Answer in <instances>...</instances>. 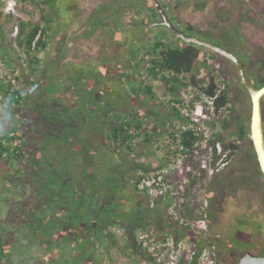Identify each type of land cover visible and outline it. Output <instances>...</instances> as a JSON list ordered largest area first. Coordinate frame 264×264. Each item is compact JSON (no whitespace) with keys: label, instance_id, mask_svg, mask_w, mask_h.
Returning a JSON list of instances; mask_svg holds the SVG:
<instances>
[{"label":"rangeland","instance_id":"1","mask_svg":"<svg viewBox=\"0 0 264 264\" xmlns=\"http://www.w3.org/2000/svg\"><path fill=\"white\" fill-rule=\"evenodd\" d=\"M165 2L168 5L167 15L169 19L179 30L184 32V27L190 25L194 32L199 33H193L192 36L221 47L226 44L242 62L245 61L247 75L252 85L264 79V71L263 73L260 72V68H264V0H166ZM5 5L6 0L3 1V7ZM122 5L125 13L121 12L115 15L113 10ZM139 6L144 8L140 16L137 15ZM101 7L107 8L106 11L98 12ZM221 8H224L226 15L222 14ZM47 9L53 13L51 18L54 26H52L49 39L51 60H48L52 63L45 60L46 53L39 52L38 57L45 61L38 69L40 70L38 74L40 79H35L30 69L25 70L22 77L24 95L30 94L29 90L32 85L30 83L34 81L36 88L33 87V89L42 92V97L46 98L45 107L56 102L61 107L73 109V112H88L91 104L94 106L97 103L96 100H99L105 103L99 104V109L106 110L111 114L119 112L120 107H122L121 96L123 94L136 92L137 86L142 89L145 86L150 87L152 94L145 95L146 99H144V101H148L145 103V108H150V112H146V117L152 116L156 112L157 117L165 123V126L168 125V130L171 133L173 128L186 122L185 117L187 116L194 125L187 124L199 128L203 135V139L195 144L193 154L190 156L182 155L177 145H167L164 142L166 136L162 137L163 147L159 156L171 157V159H164L165 163L164 161L163 163L172 165L178 162V166L184 170L182 176L178 175L179 177L176 178L179 194L175 203L177 207L179 205L178 209L186 208L199 218L208 210V196H214L215 203L212 208L213 217L210 227L205 233L197 234L205 237V239L207 237L212 239L213 246H206L205 248L210 252L214 251L218 256L217 259L227 260L229 264L234 261L237 264L239 257L246 251L264 255L262 254L264 253V178L258 177L257 172H254L255 159L252 161L253 166L247 163L246 146L237 142L236 137H233L236 131L234 119L240 116L245 121H249L251 113L250 98L240 83L235 65L225 58H211L210 54L205 51L201 52L203 57L195 61L193 73L199 85H205L211 76L215 77V82L220 89H225V85H227L232 111L223 108L219 113L213 114L205 98L198 94V87L187 88L184 86L185 80L180 83L179 91L173 93L163 82L144 78L145 72L143 73L141 69H138V74L135 72L130 82H128V78L121 77L119 80L114 78L121 72L113 66L116 64L118 56L121 55L123 59H126L124 63H127L132 70L136 69L135 63L138 62L140 56V54L134 56L137 47H142L143 59L149 60L150 56H146L144 49L147 42L152 43L154 37L159 34H163V39L167 42L182 46L165 27L149 20L150 14L145 0H50ZM27 10L31 19L35 20L37 14L33 16L32 14L36 13V9L30 7ZM25 11L26 9L21 10L20 6L17 5L13 14H5L6 16L11 15L10 19L0 21V50L4 53L7 49L5 46L9 43L12 44L10 45L12 51L14 48L16 50L13 31L20 21H28ZM97 13H102V15L96 16ZM112 17L117 18V24L121 28L114 25L113 20H111ZM141 18H144L146 24L150 25L151 28L143 29L141 31L144 34L143 39L139 41V44H133L130 47V39L135 33L132 31L133 28L129 26L136 25ZM99 19L101 20L100 23H103L102 25L98 24ZM139 29L142 28L139 27ZM3 30H6L7 33ZM226 37L227 39H225ZM129 50H131L132 57L128 59L127 52ZM57 55L60 56L57 57ZM55 59L53 66L51 64L54 63ZM130 73L131 70H126L125 76L127 77ZM152 95L155 98H152ZM176 96L185 104L182 108V115L184 116L182 120L176 119L174 113L169 112V108L164 104L166 101H174ZM152 99H155V102H151ZM192 99L194 100L191 101ZM156 101L163 105L161 112L154 109L153 104ZM130 103H134V101L131 100ZM261 104L264 131V98ZM199 105L202 113H206V118L198 116L197 107ZM132 106L138 108L136 104H132ZM6 107V103L1 101L0 112ZM47 109L49 110V108ZM73 112L65 113L70 118L69 123L75 122L72 119L71 113ZM227 119L228 122H225ZM149 121L151 124L154 123L152 118ZM213 122L216 125L213 126ZM98 127L103 128L99 124ZM214 135H218L223 140L222 143L215 145V154L211 145L208 144ZM77 138L78 135L75 131L70 143L72 151L78 149L80 138ZM229 143H235L239 148L234 154H230L228 163L224 165L223 161L230 152L229 150L224 151L223 145ZM91 146L93 144H88L85 149L90 150ZM104 149L102 148L101 151ZM169 149L171 153L166 152ZM136 152L137 159H141L142 162L143 159H151L150 161L153 162L157 153L154 144L148 147H139ZM52 154L53 149L50 148L48 158H51ZM66 155H71V159H74V154L68 153ZM62 158H65L64 155ZM116 158L114 157V159ZM103 159H110V157L103 156ZM214 159L217 160L214 161ZM143 166L146 168L147 164ZM151 166L155 165L152 164ZM71 167L74 165L71 164ZM82 167L85 172L87 167L83 164ZM187 167H190V171L187 170ZM154 169L152 167L146 173ZM71 172L74 174L72 170ZM242 174L248 177L250 175L253 178L248 189L235 187L242 180ZM214 176L219 181L216 180V186L212 188V193L209 194L211 178ZM184 178L190 181V185L182 184ZM123 193L126 195L124 202H129L131 200L130 192L124 190ZM154 209L160 210L161 215L166 220L165 225L168 227H164L161 232L156 228H150L153 235H171L178 239L187 238L190 241L192 238L191 231H188L190 229L182 231L176 225L169 226L170 221L166 216L165 206L161 208L158 205ZM56 237V248L59 253L54 256L55 261L62 255L59 264H87L86 253L88 250L83 249V254L80 257L71 256L72 249L76 248L77 242L74 244L66 241L64 245L61 243L60 237ZM42 238L45 239L43 235L39 234L37 237L33 236V242L24 241L22 249L19 250L18 247L16 249L22 252L25 248L31 258H36L37 256L33 255L36 254V251L41 252L38 248L42 247V243L39 242ZM38 239L39 241H37ZM50 246H54V243H48L47 248H45V260L49 263L52 261L53 254ZM125 251L127 253L124 256L126 258L125 263L136 264L134 262L137 257L133 250L126 247ZM18 260L19 257L15 264H24V262L31 264V261H26V259H21L17 263ZM116 261L121 264L119 259ZM150 262L145 257L143 264H150Z\"/></svg>","mask_w":264,"mask_h":264},{"label":"flooded vegetation","instance_id":"2","mask_svg":"<svg viewBox=\"0 0 264 264\" xmlns=\"http://www.w3.org/2000/svg\"><path fill=\"white\" fill-rule=\"evenodd\" d=\"M160 21L157 23L160 24ZM127 56L128 59L132 57L131 50ZM125 60L120 55L116 64H112L121 71L114 78H128L130 82L139 70H132L124 63ZM138 68L144 73L147 64ZM126 70H131L127 77ZM137 88L136 92L123 94L122 107L119 112L111 114L99 109V104H105L99 100L90 109L91 113L87 114L73 112V109L60 105V109L45 107L46 98L37 91L30 97L24 95L19 105L1 110L0 148L7 149V152H0V236L5 252L2 264H15L18 257L17 263L26 259L31 264H59L63 256L54 260V256L59 253L56 236L60 237L63 244L68 238L74 244L77 242L71 256L80 257L83 249L88 250L87 264H118L117 259L121 264H127L124 257L127 255L126 247L136 255L134 263L143 264L146 253L138 247L136 235L142 230L153 233L150 228L161 232L168 225H165L166 220L161 213H156V209L148 205L145 195L134 186L140 174H146L150 168L159 170L168 166L164 164V159L171 157L159 156L163 147L162 137L166 136L164 142L167 145L173 144L171 134L175 128L170 133L168 125L165 126L156 112L146 117V112H150V108H145L148 101H144L145 95ZM130 99L134 103H130ZM52 104L58 106L56 102ZM132 104L138 105L140 110ZM164 104L167 106V101ZM153 105L155 110L161 112L162 104L156 101ZM66 112H73L71 114L75 122H68L70 118ZM150 118L154 123H150ZM137 119L141 124H131L129 130L127 123ZM98 124L103 128L100 129ZM80 128H83V132L79 131ZM115 130L122 133L120 140H114ZM75 131L80 140L78 149L72 151L70 143ZM7 132H10L9 138H6ZM146 133L155 141L153 144L157 153L153 162L151 159H143V162L137 159L138 148L152 144L145 143ZM88 144H93L90 150L85 149ZM50 148L53 154L48 158ZM102 148H105L104 151H101ZM166 152L171 153V150ZM68 153L74 154V159H71V155L67 156ZM63 155L65 158H62ZM103 156H109L110 159H103ZM151 163L155 166H151ZM82 164L87 167L85 172ZM144 164H147L146 168ZM124 190L130 192L129 202H124ZM72 202L83 213H77L76 224L71 225L68 224L71 221H68L73 215L67 209ZM38 234L45 239L37 240L42 243V247L38 248L41 252L36 251L33 255L36 258H31L25 248L19 251L24 241L33 242V236L37 237ZM48 243H54V246H50L53 250L50 263L45 260Z\"/></svg>","mask_w":264,"mask_h":264},{"label":"trees","instance_id":"3","mask_svg":"<svg viewBox=\"0 0 264 264\" xmlns=\"http://www.w3.org/2000/svg\"><path fill=\"white\" fill-rule=\"evenodd\" d=\"M49 1L50 0H16V4L20 6L21 10L26 9L25 11L26 16H30L29 11L27 9L30 7H34V9L37 10V14H39V17L37 18V20H31V18H29L30 20L28 21H20L18 23L17 34L13 40L15 42L14 47H16V50L14 48V50L12 51V48L10 47V45H12L11 43L5 46L7 47V49H5L6 51L5 53L4 51L0 50V55H1L0 58L3 63L2 72H6V75H1L0 73V102L4 101L7 106L6 108H8V106L10 105L11 106L19 105L20 102L23 100V97H22L23 92L21 91V88L13 90V91L10 90L12 85H11L9 76L11 77L13 76V78H15L16 81H21V83L23 84L22 77H23V72L25 70L30 69L33 75L39 71L38 69H39L41 60L38 57V54L40 51H44L47 46V43L49 40V33L51 30V24H52L51 16L53 15V13H51V11H49L47 7H45L48 5ZM145 1L147 2L148 13L150 14L149 20L152 23L157 24V22L161 20L159 14L154 9L150 0H145ZM165 1L166 0H159L163 8L165 9L166 13H168V5H166ZM106 9L107 8L105 7H101L98 9V12H104L106 11ZM143 9L144 8H141V6L137 8L138 16L142 14ZM221 9H222V14L226 15L224 8H221ZM113 12L115 15L121 12L125 13L123 5L120 8L114 9ZM10 17L11 15H9V18ZM111 20H113L114 25L116 27L121 28L117 24L116 17L115 18L112 17ZM98 24H100L99 20H98ZM129 27L133 28L134 29L133 33H135L133 34V38L130 39V43H131L130 47L133 44H139V41L143 39L144 34L143 32H141L143 31V29L151 28L150 25L146 24V21L144 18L139 19L136 25L129 26ZM139 27H141L142 29H139ZM184 30H185L184 33H190L188 34L190 36H192L193 33H196L194 32L193 28L190 25H187L186 27H184ZM38 34H39V38L35 42L34 46H32V43ZM196 34H199V33H196ZM225 39H227V37ZM176 40L180 42L182 46L173 45L170 42H167L165 39H163V34H159L155 36L153 42L152 43L147 42V46L144 49L146 51V56L147 55L150 56L149 60H146V61L143 59V55L141 54L142 47H137L138 49L136 48L137 50L134 55L136 57L137 56L136 54L138 55L140 54L139 60L136 63L137 71L139 69L138 68L139 66L147 64V68L145 69L146 78L151 79V80H160L173 93L179 91L180 83L183 80H185L184 86H186L187 88L188 87L190 88L198 87L199 89L198 94H200V97H204L205 100L210 103L208 107L212 110L213 114L219 113L223 108H228V110L232 111V108L230 107L231 101L228 99L227 85H225V89L224 88L221 89V91H219L218 95L216 96L217 88L219 85H217V83L215 82V77L211 76L208 79L207 83L201 86L198 84V81L193 73L195 61L203 57L201 54L202 51L209 53L211 58L212 57L223 58V57L208 49L198 47L193 44L184 43L179 39H176ZM222 47L232 51V49H230L226 44H223ZM17 50H19L20 53H23V55L26 56V58L22 59ZM242 63L246 70L247 66L245 64V61ZM263 71H264V68L261 67L260 72L263 73ZM246 73H247V70H246ZM253 86L256 89H259L260 87L264 86V79L259 80ZM141 89L142 88L139 87L137 88V91ZM141 91L143 95L152 94L151 88L148 86H145ZM152 98H153V95H152ZM193 100L194 99H192L191 101ZM167 103H168L167 106L169 110L174 113L175 118L178 120H182L184 118V116L182 115L183 114L182 108L185 106L183 100L179 99V97L176 96L174 101L173 100L167 101ZM185 120L186 122L181 123L182 127L178 126L177 128L174 129V132L171 134V137L173 139V144L177 145L180 153L184 156H190L193 154V149L195 147V144H197L203 139V135H202V132L199 130V128H195L192 126L189 128L186 127V125H188L187 123H191L192 125H194V123L187 116L185 117ZM234 121L236 125V131L233 134V137H236L237 142H240L246 146L247 150L245 152V156L248 159L247 163L253 166L252 161L254 159L256 161V156H255L251 141L249 139V121H245L240 116H237L234 119ZM225 122H228V119ZM134 123L136 125L141 124V122L138 119L136 121L127 123L129 130H130V125ZM207 124L209 123L207 122ZM214 125L216 124H214L213 122V126ZM120 127L123 128L122 125H120ZM137 128L139 129V127ZM121 134L122 133L119 130H115L114 140L115 141L120 140ZM8 135H10V132L6 133V138H9ZM148 135L149 133H146L145 143H152V144L155 143V141L151 138V136H148ZM220 142L222 143L223 140L218 135H214V138L208 141V144L211 145L214 154L216 152L215 145ZM238 148H239L238 145H236L235 143H229L228 145H223V150L224 151L229 150L230 152L223 161L224 165L228 163L230 154L232 153L234 154ZM5 150L7 152L6 148H3V147L0 148L1 153H4ZM216 160L217 159H214V161ZM254 169H255L254 172L255 173L257 172L256 175L258 174V177H262L259 171L257 161H256V166L254 167ZM140 178L141 176H139V178L135 182V186H134L135 189H136V184ZM252 179L253 178L250 175L249 177L246 175L245 176L243 175L242 180L240 182L238 181L239 183L236 184L237 186L235 187L237 189L238 188L248 189V187H250L252 184ZM216 180H218L216 176L211 178V185L209 187V189L210 188L211 189L209 191V194L212 193V188L216 186L215 185V183H217ZM214 203H215V197L212 195L208 196V207H207L208 210L206 211L203 217L205 219L207 229L210 227V224L212 221L211 219L213 217L212 208H213ZM155 212L159 213L160 210L156 209ZM184 216L189 217L194 220L199 219L190 210H187L186 208L184 209ZM172 223L173 222L171 223L169 222L171 226H175V224L174 223L172 224ZM179 230L184 231L186 229H179ZM211 240L212 239L210 237H207L205 239V237L192 233V238L190 239V241H192L194 245L193 259L189 262H186L185 264H197L198 256L200 252L203 249H205L206 246H209V247L213 246V243ZM4 257H5V252L3 249V241L0 236V264L3 263ZM146 257L149 260V262L152 261V258L150 255L146 254ZM219 261H221L223 264H229L227 260L226 261L219 260ZM232 264H236V261L232 262Z\"/></svg>","mask_w":264,"mask_h":264},{"label":"built area","instance_id":"4","mask_svg":"<svg viewBox=\"0 0 264 264\" xmlns=\"http://www.w3.org/2000/svg\"><path fill=\"white\" fill-rule=\"evenodd\" d=\"M16 6L15 0H7L4 6V12L6 14H13ZM13 34H17L16 26L14 27ZM38 38L39 34L34 39L32 46H34ZM17 51L22 59L26 58L23 53H20L19 50ZM2 71L3 63L0 58V73L1 75H6V72ZM9 79L12 85L11 91L21 88V81H16L13 76H9ZM219 91H221V89L218 87L216 96ZM207 103L210 104L209 102ZM197 112L198 116L206 118V113H202L200 105L197 107ZM191 126L192 125H186L188 128ZM177 163L178 162H175L159 170H152L146 174H140L141 178L138 180L136 188L145 195L150 207L154 208L159 205L162 208L165 206L168 220L173 222L180 229L188 228L193 234L205 233L207 226L203 218L204 215H201L198 220H194L184 216L185 208L181 207L178 209L179 205L178 207L176 206L175 199L179 194V189L176 186V178L178 175L182 176L184 172ZM187 170L190 171V167H187ZM182 184L190 185V181L184 178ZM180 189L182 190V187H180ZM136 243L141 250L151 256V264H185L193 259L194 245L187 238L178 239L171 235L164 234L163 236H155L149 231L142 230L136 235ZM217 258L218 256L214 251L210 252L205 248L200 252L197 264H223Z\"/></svg>","mask_w":264,"mask_h":264},{"label":"water","instance_id":"5","mask_svg":"<svg viewBox=\"0 0 264 264\" xmlns=\"http://www.w3.org/2000/svg\"><path fill=\"white\" fill-rule=\"evenodd\" d=\"M154 9L160 16V25L165 27L177 39L187 44L208 49L233 63L238 71L241 85L247 91L251 102L249 118V139L251 141L259 171L264 178V131L262 122L261 102L264 97V86L256 89L250 82L242 61L230 50L213 43L185 34L173 25L159 0H150ZM237 264H264V255H254L245 252L240 256Z\"/></svg>","mask_w":264,"mask_h":264},{"label":"crops","instance_id":"6","mask_svg":"<svg viewBox=\"0 0 264 264\" xmlns=\"http://www.w3.org/2000/svg\"><path fill=\"white\" fill-rule=\"evenodd\" d=\"M3 1L4 0H0V21H2V20H6V19H10L9 18V16H6L5 14V12H4V7H3ZM7 1V0H6ZM2 6V7H1ZM45 7H47V6H45ZM35 14H37V10H36V13H34V14H32V16L33 15H35ZM26 16V15H25ZM26 17H28V19L27 20H30L29 18H31L30 16H26ZM36 18H35V20H37V18L39 17V14H37V16H35ZM31 20H34V19H31ZM99 21H101L100 19H99ZM4 26V25H3ZM52 26H54L53 24H51V30H50V33H49V39H50V34H51V31H52ZM5 33H7V31L6 30H3ZM0 45H1V41H0ZM48 49V50H47ZM49 40H48V43H47V46H46V48H45V50L43 51V53H46L45 55H46V57H45V60H51V56H50V51H49ZM39 56V55H38ZM60 55H57V57H59ZM56 57V58H57ZM40 58V57H39ZM40 60H41V63H40V66L41 65H43L44 64V60H42L41 58H40ZM55 61H56V59L54 60V63L53 64H51V65H55ZM49 62V61H48ZM49 63H52V62H49ZM50 65V64H49ZM39 66V67H40ZM39 72H40V70L36 73V74H34V78L35 79H40L39 78V76H38V74H39ZM34 79V80H35ZM30 84H32L31 86H30V94L28 95V94H26L27 96H32L33 95V93H35L36 91H37V89H33V87H35L36 88V86H35V83H34V81H31V83ZM42 90V89H41ZM42 93V92H41ZM22 97H23V99H24V95L22 94ZM22 102V101H21ZM11 106V105H10ZM49 106H54L56 109H60V106L58 105V106H55V105H53V104H51V105H49ZM92 106H93V104H91V108L90 109H92ZM87 113H91V111L89 110L88 112H81V114H87ZM77 123H79V122H77ZM79 131H81V132H83V128H80V130ZM85 198H87V196H84ZM68 204V203H67ZM68 206V205H67ZM67 212H69L70 213V215H73V217L68 221V222H70L71 221V223H68V224H76V218H77V213H79V212H82L83 213V210H81V209H78V208H75L74 207V202H72L71 203V205H70V207H68V209H67ZM82 213H79V214H82ZM88 219V218H87ZM60 221V220H59ZM81 222H82V220H81ZM84 222H89V220L88 221H85L84 220ZM83 222V223H84ZM68 243H70V240H69V238H68ZM64 245H65V242H64Z\"/></svg>","mask_w":264,"mask_h":264},{"label":"clouds","instance_id":"7","mask_svg":"<svg viewBox=\"0 0 264 264\" xmlns=\"http://www.w3.org/2000/svg\"><path fill=\"white\" fill-rule=\"evenodd\" d=\"M16 1V0H15ZM17 27V26H16ZM16 36V35H15Z\"/></svg>","mask_w":264,"mask_h":264}]
</instances>
